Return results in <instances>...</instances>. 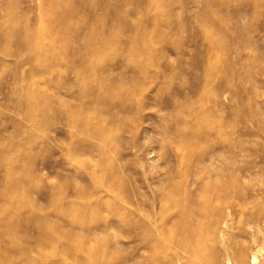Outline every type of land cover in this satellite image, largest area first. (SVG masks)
Masks as SVG:
<instances>
[{"label": "rangeland", "instance_id": "1", "mask_svg": "<svg viewBox=\"0 0 264 264\" xmlns=\"http://www.w3.org/2000/svg\"><path fill=\"white\" fill-rule=\"evenodd\" d=\"M0 264H264V0H0Z\"/></svg>", "mask_w": 264, "mask_h": 264}, {"label": "bare ground", "instance_id": "2", "mask_svg": "<svg viewBox=\"0 0 264 264\" xmlns=\"http://www.w3.org/2000/svg\"><path fill=\"white\" fill-rule=\"evenodd\" d=\"M202 208H203V207H202ZM185 211H186V210H185ZM187 218H188V216H187ZM185 244H186V243H185ZM181 246H182V245H181ZM182 247H183V246H182ZM185 249H186V248H185ZM199 249H200V248H199ZM192 250H193V249H192ZM188 251H189V250H188ZM198 251H199V250H198ZM195 252H196V251H195ZM195 252H194V253H195ZM199 252H200V251H199ZM199 256H200V254H199ZM195 257H196V255H195ZM255 261H256V257L253 256V257H252V262L255 263Z\"/></svg>", "mask_w": 264, "mask_h": 264}]
</instances>
